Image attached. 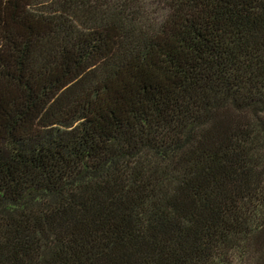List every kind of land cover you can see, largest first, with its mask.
Instances as JSON below:
<instances>
[{"label": "trees", "instance_id": "obj_1", "mask_svg": "<svg viewBox=\"0 0 264 264\" xmlns=\"http://www.w3.org/2000/svg\"><path fill=\"white\" fill-rule=\"evenodd\" d=\"M0 264H264V0H0Z\"/></svg>", "mask_w": 264, "mask_h": 264}]
</instances>
